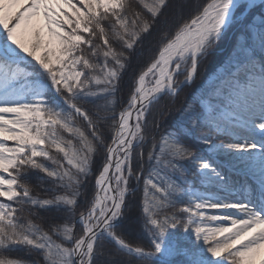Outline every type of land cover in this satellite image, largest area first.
I'll return each instance as SVG.
<instances>
[{"label":"snow or ice","instance_id":"6c2138e0","mask_svg":"<svg viewBox=\"0 0 264 264\" xmlns=\"http://www.w3.org/2000/svg\"><path fill=\"white\" fill-rule=\"evenodd\" d=\"M237 25L219 103L185 101L173 116ZM237 167L251 183L233 193ZM141 183L148 246L117 231ZM170 230L195 243L166 242ZM105 241L136 264H264V0H0V264H110Z\"/></svg>","mask_w":264,"mask_h":264},{"label":"trees","instance_id":"16d2710c","mask_svg":"<svg viewBox=\"0 0 264 264\" xmlns=\"http://www.w3.org/2000/svg\"><path fill=\"white\" fill-rule=\"evenodd\" d=\"M187 3V0H173L174 5H182ZM177 14H179L180 9H176ZM185 14L187 9L184 10ZM164 17H161V23L157 25L156 29L153 31L152 35L146 36L142 41L141 45L137 46L136 53L133 55L131 63L126 71L123 74L121 90L117 94V99L121 98L126 99L128 94V85L132 81L133 74L139 70L142 62L151 55L156 47V43L158 40V35L161 30L164 29ZM233 30V31H232ZM233 35L223 41V43L219 46L216 53L209 57L208 60L203 61L200 67L199 74L194 84L188 88H185L183 92L180 93L178 98V102L175 105H172L173 108V116L175 115V110L179 108L180 104L187 102H198L202 99L211 103L213 105L218 104L217 100L221 98V94L219 93V89L224 88L222 83L225 78L226 72L223 74H219L216 77L217 71L222 66H227L228 71L235 73L233 68L229 66V62L227 58L233 55V48L239 38L242 37L243 28L238 27V29H232ZM118 47V45H117ZM241 78L243 77V70L239 73ZM163 101L154 108V112L157 111L160 107L164 105L170 104V98L162 99ZM120 105H118L119 107ZM172 122L171 118H169V124ZM167 126V125H166ZM149 143L144 145L145 151H147ZM96 163L93 165L94 171L102 164L103 154L100 153L95 157ZM187 180L191 182L192 185H198V176L195 171L191 168L188 170ZM31 182L35 185L37 183L36 177L33 175L31 177ZM134 183V182H133ZM94 186V177L89 178V182L87 185V190L91 193V190ZM142 183L137 186L135 191H130L129 195L126 198V208L124 210V215L120 219V227L117 229L119 233H121L124 238L133 243H140L145 246H148V236L146 234V229L144 225V218L141 210L142 204ZM170 230L168 236L166 237V241L170 240V235L177 238L178 240L182 239V231ZM105 256L103 259L109 260L110 264H136V261L124 253L118 252L114 247L111 241H105L103 244ZM13 256H23L27 260H32L34 257L26 255L23 251H17L12 253Z\"/></svg>","mask_w":264,"mask_h":264},{"label":"rangeland","instance_id":"374dc122","mask_svg":"<svg viewBox=\"0 0 264 264\" xmlns=\"http://www.w3.org/2000/svg\"><path fill=\"white\" fill-rule=\"evenodd\" d=\"M239 26L243 28L242 25H237L233 29H235V28L238 29ZM232 31H230L229 34H228L229 38L233 35V32ZM227 61L229 62V58H227ZM29 70H31V67L30 66H29ZM227 71H228L227 66H222L217 71L216 77H217V75L223 74L224 72H227ZM233 71H236V68H233ZM163 98L166 99L167 97H162L161 98V102L163 101L162 100ZM200 101L207 102L204 99H202ZM200 101L198 102V104L200 103ZM217 103H219V100H217ZM257 139H259L258 136H257ZM217 142H219V141H217ZM217 160H219L221 163L223 162L220 157H217ZM226 171H227V175H228L229 184L232 186V189H233V193H235V191L239 190V188H240L241 185H243L245 183H251V178L249 176L245 175L244 171L241 168H239V167H237L235 169H231V170L226 169ZM195 173H196V171H195ZM195 187L200 188L201 191L204 190V188L200 184V181L199 180H198V185H196ZM211 191L216 192L221 198H224L226 195L228 196L229 199L236 198V196L234 194H229V193L223 191L222 189H220L218 187L211 189ZM209 214H219V213H217L215 210H212V211L209 212ZM216 223L217 222H211L210 223V226H213L214 227V226H216ZM183 235L184 234L182 233V239L179 240L182 245H185L186 244V245H189L190 246L191 244H194L195 243L194 241H184L183 240ZM173 238L174 237L172 235H170V240H172ZM166 242H169V241H166ZM183 261H184V257L183 256H177V257L174 258L173 264H182Z\"/></svg>","mask_w":264,"mask_h":264}]
</instances>
